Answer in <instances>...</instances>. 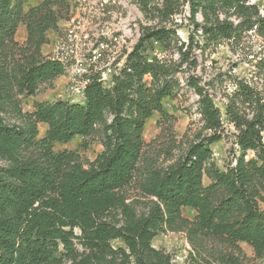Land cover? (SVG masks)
<instances>
[{
  "label": "trees",
  "instance_id": "trees-1",
  "mask_svg": "<svg viewBox=\"0 0 264 264\" xmlns=\"http://www.w3.org/2000/svg\"><path fill=\"white\" fill-rule=\"evenodd\" d=\"M39 1L26 12L25 0H0V264H173L171 255L152 245L168 233L186 234L195 250L189 264H244L242 243L263 260L264 97L244 80L227 96L226 116L241 154L221 171L212 146L224 137L223 115L202 80L187 71L197 67L199 33L205 45L249 32L264 42V0H163L150 8L148 0H135L160 20L142 27L113 86H104L101 72L91 74L83 102H35L34 111L25 113L23 99L36 97L68 69L43 54L68 0ZM183 3L194 27L189 43L168 26ZM22 24L24 46L16 41ZM157 47L164 56L154 54ZM262 52L255 68L264 78ZM183 83L198 97L200 132L161 150L162 136L146 144L147 122L156 113L171 119L165 101L182 98ZM41 124L48 126L43 138ZM96 134L104 150L93 162L55 151L77 137L88 150L86 139ZM248 152L254 157L247 159ZM185 208L196 212L193 220L184 217ZM211 244L222 248L204 257Z\"/></svg>",
  "mask_w": 264,
  "mask_h": 264
},
{
  "label": "rangeland",
  "instance_id": "rangeland-1",
  "mask_svg": "<svg viewBox=\"0 0 264 264\" xmlns=\"http://www.w3.org/2000/svg\"><path fill=\"white\" fill-rule=\"evenodd\" d=\"M151 5L161 6L163 0H148ZM253 3L262 5L263 0ZM39 0H25V11L39 6ZM68 7L61 6L59 10L58 28L49 31L48 43L43 47V54L47 57L55 56V51L61 42L70 43V46L78 48L79 60L71 64L65 76L56 80L52 85L43 84L36 97L23 99V111L31 113L34 111V103L40 101L56 102L58 100L71 103L84 101L76 89L85 83L91 74L102 73L105 87H112L113 75L119 73L125 66L128 54H130L141 36L142 27L151 26L159 22L160 18L146 14L135 0H68ZM179 14L174 16L168 26L177 31L182 42L189 43L190 33L193 26L190 21V9L187 3H183ZM198 20L202 21L201 16ZM74 30V37H67L68 30ZM28 38L25 25H20L16 34V41L24 46ZM198 43V45H197ZM264 48L263 40L254 32H249L240 40L222 41L218 44L205 45L203 35L199 33L193 49V55L197 59L196 69L187 71V75H195L202 80V85L210 90L217 107L221 110L224 122L223 139L212 146L214 153L213 162L221 171H226L231 165H235V157L241 154L236 145V130L229 123L227 110V96L232 93L235 86L241 80L257 88L264 97V78L259 76L256 67L262 56ZM154 54L160 57L165 53L157 47ZM170 58L177 60L178 55L169 54ZM80 70V73H78ZM184 75H181V78ZM184 94L177 100L167 99L165 109L169 121L163 120L159 113L147 122L144 141L150 144L159 136H162L158 144L159 150L162 146H173V142H184L192 140L195 134L202 128L201 118L198 113L196 94L189 90L185 83ZM48 126L41 124L40 136L43 138ZM175 138V140H173ZM90 143L88 150L83 149L84 138L77 137L68 144L55 145V151L64 150L77 152L84 162H93L103 152L104 146L101 142L102 135L96 134L86 139ZM166 149V148H165ZM182 147L176 150L174 156H179ZM254 157L253 152H248L247 159ZM0 165L2 162L0 161ZM208 186L210 180L205 178ZM261 210L264 212V201L260 202ZM183 215L193 220L196 212L190 208L183 210ZM80 235L79 231H76ZM76 247L80 248L77 241ZM114 245L121 246L120 242ZM152 245L172 256L173 264H189L191 254L195 250L189 243L185 233H168L157 236ZM245 256L244 264H264L263 260L255 259L254 249L245 244H239ZM222 247L211 244L205 249L203 256H209V252ZM208 252V253H205Z\"/></svg>",
  "mask_w": 264,
  "mask_h": 264
},
{
  "label": "built area",
  "instance_id": "built-area-1",
  "mask_svg": "<svg viewBox=\"0 0 264 264\" xmlns=\"http://www.w3.org/2000/svg\"><path fill=\"white\" fill-rule=\"evenodd\" d=\"M66 33L69 39H72L75 35L74 30L72 29L71 30L69 29ZM52 58L65 64L67 68L71 64H73L74 61H76L77 64H81V60H79L78 48H76L74 45L70 46V43L61 42L59 44V47H57L55 51V56H53ZM78 73H80V70H78ZM102 81H103V77H102ZM87 84H88V80L85 81L82 87H80L79 89H76V92H78V94L83 98H84V91H85Z\"/></svg>",
  "mask_w": 264,
  "mask_h": 264
},
{
  "label": "crops",
  "instance_id": "crops-1",
  "mask_svg": "<svg viewBox=\"0 0 264 264\" xmlns=\"http://www.w3.org/2000/svg\"><path fill=\"white\" fill-rule=\"evenodd\" d=\"M44 50V49H43ZM62 78V77H61ZM60 79V78H59ZM40 102H49V101H40ZM47 126V125H46Z\"/></svg>",
  "mask_w": 264,
  "mask_h": 264
}]
</instances>
